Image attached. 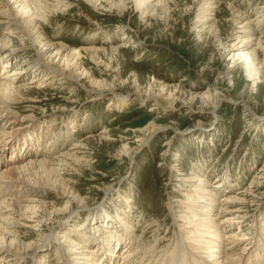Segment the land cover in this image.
Returning <instances> with one entry per match:
<instances>
[{
    "label": "rangeland",
    "instance_id": "rangeland-1",
    "mask_svg": "<svg viewBox=\"0 0 264 264\" xmlns=\"http://www.w3.org/2000/svg\"><path fill=\"white\" fill-rule=\"evenodd\" d=\"M122 1L127 3L124 7L100 1L93 5L86 0L49 4V12L41 19L39 41L49 42L55 49L65 47L79 55L75 61L77 82L68 80L67 84L60 85V76L48 77L45 87L17 91L4 99L5 105H0V112L22 121L21 127L29 126L25 133H31L35 139L33 146L27 147L32 155L37 148L56 156L74 145L81 146L74 150L78 153L75 154L78 163H68L70 167L57 172V191L52 187L46 190L45 183L39 185L42 188L39 194L28 193L22 197L29 199L30 196L38 201L36 210L40 217L48 218V214L54 213L51 220H55L56 210H61L67 199L77 201V205H69L72 210L84 205L73 210L81 211L74 219L60 223L57 229H65L71 236L76 232L89 246L100 247L101 242L100 239L93 241L94 236L90 235L95 223L90 218L94 216L89 215L108 212L113 217L116 209L121 214L124 212L129 220L133 218L130 225L135 229L133 238L148 244L155 235H159L158 240L167 231L172 235L176 229L172 214L179 226L185 224L180 210L188 206L187 196L191 198L194 194L199 200L198 191L192 192V186L187 183L190 178L199 174L214 186L217 179L229 178L227 183L233 188L222 189L216 198L197 194L218 202L228 192L237 194L236 191L250 189L252 180L256 182V176L264 172V38L259 37L261 31L254 37L259 38L260 44L252 41L242 53L258 61L253 64L256 76L252 74V67H249L252 77L247 76L243 59H231L237 52L234 50L239 46L237 43L247 40L246 34L240 32L246 22L239 15L259 25L264 35V0H215L210 5L208 0H167L164 4L152 0V4L139 5L134 0ZM205 1L213 9H203ZM204 19L210 20L204 23ZM12 33L0 31V35L15 36ZM237 36L241 38L237 40ZM23 43L25 49L10 60L12 65L36 58L27 42L23 40ZM111 47L117 48L114 54ZM89 49H95L94 53H89ZM54 63L57 64V59ZM59 68L69 77L76 74L73 66L69 70L59 62ZM225 71L227 77L220 78ZM2 74L3 71L1 78ZM24 79L15 86H28L33 79L32 72ZM96 85L104 90L99 98L93 92ZM192 96L196 97L190 102ZM152 123L164 130L153 134L130 158L138 145L137 130ZM16 129L9 130L8 135ZM22 143L12 147L13 155L7 159L16 157ZM262 183L260 195L257 200L253 199L256 205L248 207L249 218L243 224L235 221L231 234L252 239L250 229L257 228L260 225L257 221L264 220V180ZM63 185L67 186L65 190ZM106 187L112 188L103 195ZM198 188L204 189L202 183ZM123 196L130 197L128 204L122 203ZM256 217V222L251 223ZM119 227L115 225L113 232L117 230L126 239L127 233ZM9 230L22 231L20 228ZM69 230H74L73 234ZM172 243H158L155 247L161 251ZM242 247L238 245L233 254L240 253ZM74 248L78 249V245ZM71 251L72 262L82 263L74 260L78 255L74 249ZM40 253L31 261L25 259L23 264H38L40 260L60 263L53 247ZM214 258V253H209V262L215 261Z\"/></svg>",
    "mask_w": 264,
    "mask_h": 264
},
{
    "label": "bare ground",
    "instance_id": "bare-ground-1",
    "mask_svg": "<svg viewBox=\"0 0 264 264\" xmlns=\"http://www.w3.org/2000/svg\"><path fill=\"white\" fill-rule=\"evenodd\" d=\"M55 1L56 5L62 4V0H0V31H12L14 32L12 34L15 35H0V73L3 71L4 74L3 78L0 77V105H5L3 104L4 99L6 97H11V94H17V91H28L31 88L41 89L45 87L44 84L48 77L55 78L56 76H60L58 80L60 85L65 84L68 80L77 82L76 79L78 74L76 71H78V69L75 61L79 55L74 53L75 51L72 52L64 49L65 47L55 49L54 45L51 43L46 42L42 44V42L39 41L41 38V19H44L49 12L47 6L51 3H55ZM86 1L93 5L99 1L110 5H113L115 2L122 7H124V4H127L122 0ZM151 1L152 0H134L133 3L138 5L152 4L150 3ZM155 1L156 4H164L167 0ZM208 1H210V3H208L209 5L215 4V0ZM101 3L99 5H102ZM208 4L207 1H205L202 6L203 9L208 10L210 8ZM57 9H60V7L57 6ZM210 9L213 8L211 7ZM202 13L205 14V11H202ZM239 17L246 22L243 29L241 25L243 31L240 32L246 34L244 35L247 37V40L242 41L241 39L237 43L239 46L234 49L237 52L232 54L231 59L233 61L243 59L242 63H244V67L248 68L247 76L251 78L252 70L253 76H256L253 64H258V61L251 58L248 53H242L252 41L259 43V38L258 41L256 38L254 39V37H256L260 31L262 33V30L259 29V25H253L247 17L242 18L241 15H239ZM206 20L210 19H204L203 22L205 23ZM261 33L259 37L263 39L264 35ZM240 38L241 36L236 37L237 40ZM23 40L27 42L29 48L33 49L36 58L31 62L23 60L20 64H17V62L16 65H12L10 60L13 58L15 59L16 53L25 49L26 44L23 43ZM94 51L95 49L88 50L89 53H94ZM110 51L114 54L117 48L111 47ZM56 59L58 65L54 63ZM73 60L74 62L71 64ZM59 62L69 70L70 67L73 66L74 73L76 74L74 76L70 75L71 77L67 76L68 74L65 75L59 68ZM14 66L17 68L13 69ZM249 67H252V70H249ZM6 69L10 71H5ZM31 72L33 74V79L28 86H15V83L22 81L29 76ZM227 75V71L222 72L220 78L224 79ZM79 85L82 86L81 84ZM101 88L97 87L96 90L93 91L96 94V98L102 95L104 90ZM195 97L192 96L190 102H193ZM201 100L205 103L202 96ZM20 123H22V121L8 117L7 113L0 112V264H23L25 259L29 258V261H31L33 257L41 254L40 252L44 251L45 248L48 249L52 247L55 250L58 262H60L58 264H79L80 262L75 263V261L72 262V259H70L71 250L73 249L75 254L78 255L74 257V260H82L80 264H264V231H261V225H264L262 224L264 220L261 219V222L257 221L260 225L257 226V228L253 226L250 229V235L253 236V238L251 237L252 239L245 238L239 233L235 235L231 234V229L236 222V224H243L249 218L247 213L249 212V205H256L255 201L257 200V196L260 195L259 192L263 189L262 182L264 180V172L256 176V182L252 180L250 189L240 190L239 193L236 191L237 194L228 192V194L222 196L218 202H212L210 199L216 198L217 195L223 191L222 189L226 190V188H233V185L230 186V184L227 183L230 182L228 181L229 178L217 179L215 182L217 186L211 185L207 181L205 182L199 174L190 178L187 180V183L189 182L192 186V192L196 193V191H198L201 195H209L210 199L206 200L197 195L198 193H196V196L199 200L195 198L194 194L191 198L187 196L188 206L182 207L183 210H180V218L185 221V224L179 226L178 220L175 219L174 214H172V224L176 227L172 235L167 231L160 240L157 239L159 235H155L153 241L148 244H143L142 240L133 238L132 235H134L133 231L135 229H133L134 226L130 227L133 218L132 221L129 220V216L126 217L124 212L121 214V212H118L116 209L113 217H111L108 212H103L101 215H89L94 216L90 218H94L91 222L95 223L91 227L93 232L90 235L94 236L93 241L101 240L99 243L100 247L98 244L89 246L87 245V241H81V238L78 236L79 234L74 232V230L68 231L72 234L74 232L73 236H71L64 231L65 229H61L62 231L57 229L60 223L63 222L64 224L66 220L71 218L74 219L81 211L79 210L77 212L73 210L84 207V205L76 206L72 210L69 208V205H77V201L72 198L67 199L66 203H64L65 205L60 207L61 210H56L55 213L57 217L55 220H51V216L54 215V213L48 214V218L40 217L38 215L39 211L36 210L38 201L36 199H31L30 196L29 199L27 197H22L24 194L26 195L28 193L30 195L34 193L36 195L39 194L42 189L39 185L45 183H47V185L45 184L46 190L52 187L57 191L58 188L55 186L56 178L59 176L57 172L70 167L68 163L78 161V156L75 157V154L78 155V153L74 150L81 148V146L74 145L69 151L67 150L66 153L63 152L56 156H53V152L51 154H44L42 151L45 149L39 150L37 148L34 155H32L29 152L31 150L29 148L27 150V147L33 146V141L35 139L32 137L31 133H25L29 126L21 127L22 124ZM153 125L154 123H152L151 126L149 125L148 127L137 130V133H139V138L136 137L138 145L133 153H131L130 158L139 148L148 143L153 134L163 129V127H156ZM16 127L17 129L15 132L8 135V131ZM64 138L67 139V136ZM22 139L23 143L21 142ZM21 143L23 146L17 149L18 153L16 157L13 160L7 159L8 155H13V153H11L12 147L16 146L17 148V145H21ZM25 145L27 146L22 151ZM71 150L74 152L72 153ZM52 156L53 158H51ZM257 179L262 182H258ZM201 183L204 189L198 188V185ZM66 188L67 186L63 185V189L65 190ZM110 188L112 187L104 188L102 192L103 195H105ZM55 196H58L56 192ZM247 198L252 201H247ZM129 199L130 197L123 196L122 203L128 204ZM31 203L33 205H31ZM169 208L171 209V205ZM179 208L182 209L181 207ZM88 209L89 208L85 209V211ZM58 218L59 220L56 221ZM256 220L257 217L253 218L251 223L256 222ZM115 225H118V227L120 226L119 228H122V230L127 233L126 239L122 238L123 236L120 235L122 233L117 234V230L113 232ZM15 228L22 229L21 233L16 231L12 233L9 230ZM115 232L117 235H115ZM53 233L55 234L54 238H52ZM181 233L183 235H181ZM75 235L78 237V240H75ZM184 235H186L190 241H187ZM259 237H261V241L257 242ZM28 239L30 240L27 242L26 240ZM79 241L81 242L78 243ZM165 242L173 243L161 251L155 247V244L159 243L161 245ZM245 242L248 243L245 244ZM72 243L78 245V249L76 248L75 250V245L72 246ZM238 245H243L242 251L238 254H233V250ZM117 246L118 249L115 251ZM137 246L139 247L138 249H136ZM211 252L214 253L216 258H214L215 261L209 262L208 258ZM45 263L49 264V261H38V264Z\"/></svg>",
    "mask_w": 264,
    "mask_h": 264
}]
</instances>
